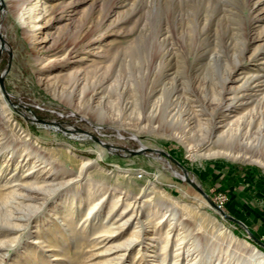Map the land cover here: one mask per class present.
Here are the masks:
<instances>
[{
    "label": "rangeland",
    "instance_id": "374dc122",
    "mask_svg": "<svg viewBox=\"0 0 264 264\" xmlns=\"http://www.w3.org/2000/svg\"><path fill=\"white\" fill-rule=\"evenodd\" d=\"M42 1L32 0L34 17L23 14L20 21L0 0V75L7 97L0 94L10 108L0 99V264H152L153 250L161 248L148 245L149 188L188 208L190 233L180 245L184 252L191 248L197 264H229L232 234L264 252L246 232L264 243V100L238 108L220 141L208 138L219 98L230 95L223 87L233 89L248 72L264 79V0ZM28 22L42 24L32 37L24 33ZM63 55L96 68L76 84L68 76L53 84L48 65ZM260 92L264 84L254 87ZM146 103L155 109L153 119L144 112ZM24 138L54 170L40 164L33 168L38 173H28L39 160L21 153ZM142 146L165 154L125 151ZM83 160L89 163L81 170ZM180 166L240 223L176 175H183ZM19 178L55 187L5 206L7 191H24ZM77 198L86 199L74 203L73 217L62 224L66 217L54 212ZM114 200L116 212L127 208L139 215L125 237L135 224L143 227L133 246L107 252L104 246L125 237L95 243L90 228L108 219ZM171 239L165 264L178 242ZM113 254L114 262H106Z\"/></svg>",
    "mask_w": 264,
    "mask_h": 264
},
{
    "label": "bare ground",
    "instance_id": "6f19581e",
    "mask_svg": "<svg viewBox=\"0 0 264 264\" xmlns=\"http://www.w3.org/2000/svg\"><path fill=\"white\" fill-rule=\"evenodd\" d=\"M3 1L5 4V7H8L9 10L11 11V13L16 18H20V21L22 20L21 18H22L23 14H25V16L29 19V18L34 17L35 10H37L35 3H32V0H3ZM36 1H40V0H36ZM42 3H44V2L42 1ZM36 13H37V11H36ZM41 26H42V24L40 22H36L35 24H31L30 26H29V22H28L27 27L24 30L26 37H32L33 35L37 34V32L40 31ZM84 60L85 61L91 60V58L89 57V55H86L84 57ZM239 64H240V62L236 61L234 63V67L238 66ZM60 65L64 68L63 71L54 70L55 66L59 68ZM91 68L94 69V68H96V66H94V65L92 66L91 63L84 64L83 62H80L79 64H74L73 60L70 59V56L63 55V56H60L58 58H55L54 61H52V63L50 65H48V69L49 70L51 69V70L48 71L49 73L47 76H48V78H50V81L53 84H55L57 79H59L60 77H64V76L65 77H67V76L72 77L71 79H73L75 81V84H76V82L79 79H84L85 77L88 76ZM53 71H55V72H53ZM96 71H98V70L96 69ZM41 78L42 77H40V79ZM227 79H229V78L225 77L224 81H226ZM259 81H264V79L259 80L258 76L255 77L254 73L248 72L240 78L239 83L236 86H234L233 89L224 90V87H223V93H227V94L230 93V95L228 97H224V95H223L219 98V104H218L219 108L217 110L218 112H216L218 114H217V116H215L216 118L215 117L210 118L211 124H210V128L208 130V136H209L208 138L210 140H211V138H214L215 140L220 141V139L223 138V135L226 133L227 129H229L231 127V125L233 124L234 120L237 119L236 117H234L235 116L234 112L237 111L238 108L245 109L248 105H254V104L264 100V93L263 92L253 93L254 87H256V86L258 87L260 85L262 86V84H264V82L260 83ZM251 83H253V85H251ZM0 99L2 100L3 106H5L8 110H10V108L8 107L7 103L5 102V100L3 99L1 94H0ZM226 99H228V102H226ZM154 110L155 109H153V106H149L146 103V107L144 108V112L146 113V116H149L150 119H153L155 116ZM1 115L2 114L0 113V133H2V131H3V126H2V120L3 119H2ZM23 140H24L23 144L19 147L21 153H25V155L27 157L34 154L33 157H37V160H39V163H37V164L34 163L31 166V168L28 170V173H30V172L38 173V171H36L37 169H33V168H36L35 166H38L40 164L42 167H46L48 165V169H51V170L55 169V167L53 166V164H51V162L46 163V159L44 158L43 155L38 156L39 155V150H38L39 147L37 148L35 146L36 144L31 145L27 138H24ZM110 147L111 146L108 147V150L110 152H115V149L110 148ZM88 163H89V161L83 160V163H81V165L79 164L81 167L80 169L83 170L84 167ZM18 164H19V161L16 162V165H18ZM50 172H52V171H50ZM56 172H58V171H56ZM174 173L176 175H178L181 179H183V175L179 174L176 171H174ZM51 174H53V173H51ZM19 179H20V182L17 184H19L20 187L22 188V190H24V191L21 193V191H19V189L16 187L11 188V190L7 191V193L1 197V200L5 206L6 205L10 206V207L13 206L14 203L16 202L15 201L16 199H20L19 200L20 202L27 200V199H32V198L37 199V196L39 194L44 195L46 193V191H49L55 187V186L50 187V186L46 185L47 188H45L42 184L36 183L37 184L36 185L33 182L35 184L34 185V184L30 183L29 180H27L25 178L24 179L19 178ZM54 183H56V182L54 181ZM147 194H149L147 196V198H151L153 200V205L149 207V211L146 213V217H145L146 220L144 223V224H146V227H148V229H147L148 230V239H149L148 245L154 249H155V247L161 248L160 253L157 252V250H153V254H152L153 263L152 264H165L166 256H167V250L166 249L168 248L167 245H168L172 236L174 237V240L176 242L177 241L178 242L175 244V248H174L175 251L172 254L171 264H179L181 261H184V264H197L196 263L197 260L195 259V257L189 256V250L191 248L186 247L183 244L185 246V249H186L185 250L186 254H183V252H184L182 250L183 246H181L182 243L184 242V240H182V239L184 237L188 236V234L190 233L189 229H188L189 228V222L186 220V216L184 213V212L189 211L188 208L183 206V205H179L176 201H171V202L167 201V199H165L162 194H160L159 192H157L155 190H151V188L148 189ZM85 199L86 198H84V200L83 199L81 200L79 198H77L76 200L72 199V203L70 204L68 209L64 208L61 211L56 210L54 213L64 215L66 217V220H65L66 222L64 221V222H62V224L68 225V223L70 222V219L73 217V210L75 207L74 203H79V205H80V202L82 201L81 203H83V201H85ZM61 202H62V200H60L59 204ZM95 202L87 209V215H89L92 212L95 204L99 203L100 200L98 199ZM129 210L130 209H127V208H121V210L119 212H116L115 211V200H114V203L112 205H110L108 210H107L106 218H108V219L103 221V223L98 224V225H93L90 228V230H91V232H90L91 237L90 238H92V236H93V239L95 238V240H94L95 243L97 242L98 237H102V240L101 239L100 240L101 241L105 240V242L110 241V239H112V238H114V239L122 238L124 236L125 229L128 228L130 222L132 220H136L135 222H137L138 218H139V215L137 213L134 214V212L129 211ZM146 210H147V208H146ZM84 217H85L84 220H86L88 218V216H84ZM141 224H143V223L140 222V224H138V225L135 224L133 229L130 230L129 234L126 237L124 236L125 237L124 240H122L119 243H116L115 245H112V246H104L103 250L107 251V250H111L115 247L119 248V249L120 248L126 249V248L133 246L139 240L138 238H140V235H141L140 231L142 230V227H143V225H141ZM236 240H239L237 236H235L233 234L228 235V242L234 244V250H231V251H229V253H227L229 264H264V252L263 251H261L254 244H252L246 240H243L242 243L236 242ZM141 241L142 240H140L138 243H140ZM160 248L158 250H160ZM201 254H199V255H201ZM116 255H117V257L120 256L119 253H117ZM116 255H114V256L111 255L112 257H109L105 261L108 263L114 262V259L117 258ZM210 259L207 258V260L204 259V261L209 262ZM220 260H221V257H220ZM216 261H217V259H216Z\"/></svg>",
    "mask_w": 264,
    "mask_h": 264
},
{
    "label": "water",
    "instance_id": "95a60500",
    "mask_svg": "<svg viewBox=\"0 0 264 264\" xmlns=\"http://www.w3.org/2000/svg\"><path fill=\"white\" fill-rule=\"evenodd\" d=\"M4 40L3 38L1 37V33H0V47L1 48H4ZM8 51V54L10 56V50H7ZM0 91L1 93L3 94V96L7 97V93L6 91L4 90V86H3V81H2V75H0ZM91 135V134H89ZM91 137L93 138V140L97 141L98 143L102 144L103 146H105L107 149L109 146L111 145H108L106 143H104L103 141H101L98 137L96 136H92ZM125 151H127V153L129 154H140V153H145L146 151H154V152H161V153H164L163 151L161 150H155V149H151V148H148V147H145V146H142L141 148L139 149H136V150H128L126 149ZM120 155H123V154H120ZM181 170H182V173H183V180H185L188 184H190L195 190H197L208 202L209 204L215 209L217 210L222 216L226 217L227 219L229 220H232V221H236L238 223H240L238 220H236L235 218H233L232 216H229L227 214L224 213V211L222 209H220L216 204H214L207 196V194L201 189V187L195 183L194 180H192L191 178L188 177V173L187 171L181 167ZM246 232L248 233V236L256 243H258L259 245L261 246H264V243H262L258 238H256L252 233H250L248 230H246Z\"/></svg>",
    "mask_w": 264,
    "mask_h": 264
}]
</instances>
